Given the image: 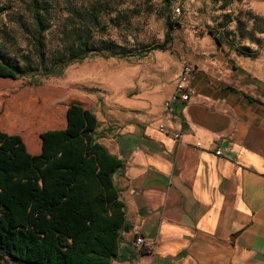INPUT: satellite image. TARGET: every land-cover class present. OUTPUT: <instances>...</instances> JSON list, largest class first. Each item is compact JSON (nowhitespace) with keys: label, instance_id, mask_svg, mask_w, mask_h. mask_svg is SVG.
<instances>
[{"label":"crops","instance_id":"0c3cea01","mask_svg":"<svg viewBox=\"0 0 264 264\" xmlns=\"http://www.w3.org/2000/svg\"><path fill=\"white\" fill-rule=\"evenodd\" d=\"M239 56L187 64L196 96L175 105L165 132L128 124L103 143L97 125L96 142L122 161L111 264H264V59ZM138 236L148 243L137 253Z\"/></svg>","mask_w":264,"mask_h":264},{"label":"rangeland","instance_id":"374dc122","mask_svg":"<svg viewBox=\"0 0 264 264\" xmlns=\"http://www.w3.org/2000/svg\"><path fill=\"white\" fill-rule=\"evenodd\" d=\"M97 1L104 5L102 28L90 27L92 44L111 47V53L118 56L90 57L68 66L59 78L43 79L40 85L30 84L29 78H0V131L19 137L29 155L32 146L40 145L42 133L65 127V111L71 102L80 103L95 115L98 139L107 143L116 140L120 129L128 124L160 129L164 103L182 64L197 68L200 61H214L217 55L231 57L236 63L243 54L246 59H264V0L53 3L59 8L69 2L84 12ZM25 3L0 0V51L5 57L26 53L28 27L21 17ZM176 8L179 14L172 20L170 14ZM120 12V19L114 20ZM44 44L49 59L60 47L55 27L44 34ZM162 45L163 50L155 49ZM252 63L246 61L251 68ZM4 145L1 140L0 160L6 152ZM0 263L15 264L5 259Z\"/></svg>","mask_w":264,"mask_h":264},{"label":"trees","instance_id":"16d2710c","mask_svg":"<svg viewBox=\"0 0 264 264\" xmlns=\"http://www.w3.org/2000/svg\"><path fill=\"white\" fill-rule=\"evenodd\" d=\"M103 7L97 1L81 12L69 2L57 8L53 0H26V53L5 57L0 51V78L40 85L90 57L118 56L91 41L90 27L102 28ZM53 27L60 47L47 59L44 34ZM65 120L64 128L40 135L37 155L27 154L19 137L0 131L6 150L0 160V261L111 264L118 253L125 217L113 174L122 161L96 142L98 123L90 110L71 102Z\"/></svg>","mask_w":264,"mask_h":264},{"label":"built area","instance_id":"2783aa9c","mask_svg":"<svg viewBox=\"0 0 264 264\" xmlns=\"http://www.w3.org/2000/svg\"><path fill=\"white\" fill-rule=\"evenodd\" d=\"M179 14V10L173 9L170 18L173 20L175 15ZM194 74V68L190 65L183 64L179 68V73L173 83L170 97L165 101L163 106L164 122L170 121L174 117L175 105H186L196 96V90L191 86L190 80ZM161 132H165L163 127H160ZM177 138V136H176ZM219 154V152H217ZM148 240L142 236H138L134 240L135 250L138 253L139 249L145 246ZM149 244L152 245L151 242Z\"/></svg>","mask_w":264,"mask_h":264},{"label":"water","instance_id":"95a60500","mask_svg":"<svg viewBox=\"0 0 264 264\" xmlns=\"http://www.w3.org/2000/svg\"><path fill=\"white\" fill-rule=\"evenodd\" d=\"M115 175H116V174H113V179L115 178Z\"/></svg>","mask_w":264,"mask_h":264}]
</instances>
